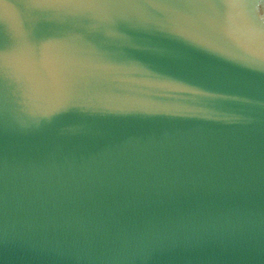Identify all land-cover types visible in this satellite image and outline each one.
I'll use <instances>...</instances> for the list:
<instances>
[{"label":"water","instance_id":"1","mask_svg":"<svg viewBox=\"0 0 264 264\" xmlns=\"http://www.w3.org/2000/svg\"><path fill=\"white\" fill-rule=\"evenodd\" d=\"M0 264H264V0H0Z\"/></svg>","mask_w":264,"mask_h":264}]
</instances>
